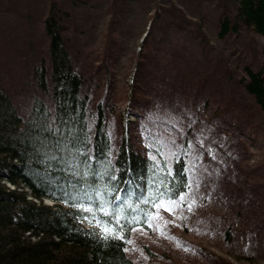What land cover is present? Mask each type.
Wrapping results in <instances>:
<instances>
[{
    "label": "trees",
    "instance_id": "1",
    "mask_svg": "<svg viewBox=\"0 0 264 264\" xmlns=\"http://www.w3.org/2000/svg\"><path fill=\"white\" fill-rule=\"evenodd\" d=\"M38 1L25 6L46 8L40 16L26 14L28 21L41 22L45 37L44 54L31 63L32 83L42 91L48 87L43 92L47 98L32 95L23 117L0 84V264H136L124 252L125 240L134 227L146 226L158 201L175 198L186 189L187 139L193 130L184 128L176 155L170 158L151 133L144 136L149 144L143 150L140 142L131 141L130 127L126 134L120 129L113 134L103 110V94L88 112L79 45L66 37L74 8H91L101 0H47L40 5ZM144 1L145 12L153 8V14L135 51L125 94L129 110H139L143 116L158 95L168 97L175 89L165 84L158 74L160 67L153 64L156 58L149 40L157 31L155 19L163 13V18L176 15V28L200 40L203 33L201 21L174 0H168L162 11L157 0ZM232 1V17L224 8L215 18V35L236 31L239 22L262 38L264 49V0ZM137 3L108 0L106 4L111 16L100 33L93 70L106 73V86L111 59L122 43L119 31L126 23L120 8ZM75 32L70 31L72 36ZM243 71L238 82L264 116V66L246 63ZM255 179L228 197L237 218L239 206L249 210L255 196L257 200L264 196V178ZM44 198L52 201L50 205ZM250 226V241L259 239L256 232L264 227V218Z\"/></svg>",
    "mask_w": 264,
    "mask_h": 264
},
{
    "label": "rangeland",
    "instance_id": "2",
    "mask_svg": "<svg viewBox=\"0 0 264 264\" xmlns=\"http://www.w3.org/2000/svg\"><path fill=\"white\" fill-rule=\"evenodd\" d=\"M39 1L40 5L47 0ZM138 1L137 6L120 8L126 23L119 31L121 47L111 59L109 86L105 85L106 73H93L100 33L111 16L108 0L91 8H74L66 36L79 45L88 112L103 94V110L112 133L120 129L126 134L130 127L131 141L140 142L142 150L149 144L144 136L151 133L170 158L176 155L175 145L184 128L193 130L185 153L186 189L155 204L146 226L130 231L124 252L136 264H264V227L256 232L259 239L254 241L247 233L252 221L264 218V196L258 200L255 196L249 210L239 206L238 218L228 198L232 191L247 188L255 177L264 178V116L238 82L244 77V64L264 66L263 40L239 22L236 31L215 35L214 20L224 8L228 14L234 10L232 0H174L201 21L202 40L176 28V15L163 18V13L155 19L157 31L149 40L156 58L153 64L160 67L158 74L164 76L165 84L175 89L168 97L158 95L143 116L139 110H129L125 97L135 51L153 14V8L145 12L144 0ZM157 2L162 11L169 1ZM28 3L30 0H0V84L23 117L32 95L47 98L43 92L48 88L42 91L32 83L31 63L44 54L45 37L41 22L26 18L28 11L40 16L46 8H26ZM72 29L77 31L73 36Z\"/></svg>",
    "mask_w": 264,
    "mask_h": 264
},
{
    "label": "snow or ice",
    "instance_id": "3",
    "mask_svg": "<svg viewBox=\"0 0 264 264\" xmlns=\"http://www.w3.org/2000/svg\"><path fill=\"white\" fill-rule=\"evenodd\" d=\"M181 199H183V197H181ZM108 231H109V229L105 228V232H108Z\"/></svg>",
    "mask_w": 264,
    "mask_h": 264
},
{
    "label": "bare ground",
    "instance_id": "4",
    "mask_svg": "<svg viewBox=\"0 0 264 264\" xmlns=\"http://www.w3.org/2000/svg\"><path fill=\"white\" fill-rule=\"evenodd\" d=\"M45 203V202H44ZM50 205V204H49Z\"/></svg>",
    "mask_w": 264,
    "mask_h": 264
}]
</instances>
